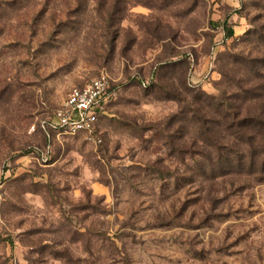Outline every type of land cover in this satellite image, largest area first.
<instances>
[{"label":"rangeland","instance_id":"rangeland-1","mask_svg":"<svg viewBox=\"0 0 264 264\" xmlns=\"http://www.w3.org/2000/svg\"><path fill=\"white\" fill-rule=\"evenodd\" d=\"M101 73V141L53 126ZM245 115L264 0H0V264H264V180L215 163Z\"/></svg>","mask_w":264,"mask_h":264},{"label":"built area","instance_id":"built-area-1","mask_svg":"<svg viewBox=\"0 0 264 264\" xmlns=\"http://www.w3.org/2000/svg\"><path fill=\"white\" fill-rule=\"evenodd\" d=\"M115 96L110 77L101 73L68 92L62 106L53 114L51 124L71 134L82 133L90 141L100 142L95 123L106 113V104Z\"/></svg>","mask_w":264,"mask_h":264},{"label":"trees","instance_id":"trees-1","mask_svg":"<svg viewBox=\"0 0 264 264\" xmlns=\"http://www.w3.org/2000/svg\"><path fill=\"white\" fill-rule=\"evenodd\" d=\"M232 34L229 29L228 36ZM226 118L227 130L238 139L243 149L216 155V165L239 166L245 173L256 174L258 180H264V117L245 115L236 121Z\"/></svg>","mask_w":264,"mask_h":264}]
</instances>
